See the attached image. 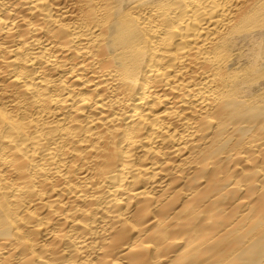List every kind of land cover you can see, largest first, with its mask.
Listing matches in <instances>:
<instances>
[{"label":"bare ground","instance_id":"bare-ground-1","mask_svg":"<svg viewBox=\"0 0 264 264\" xmlns=\"http://www.w3.org/2000/svg\"><path fill=\"white\" fill-rule=\"evenodd\" d=\"M0 264H264V0H0Z\"/></svg>","mask_w":264,"mask_h":264}]
</instances>
